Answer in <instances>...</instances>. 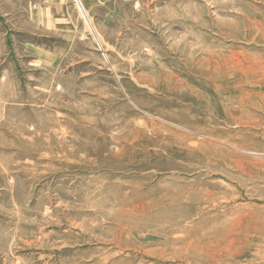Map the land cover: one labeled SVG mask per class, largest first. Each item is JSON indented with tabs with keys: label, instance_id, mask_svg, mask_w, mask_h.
I'll list each match as a JSON object with an SVG mask.
<instances>
[{
	"label": "rangeland",
	"instance_id": "obj_1",
	"mask_svg": "<svg viewBox=\"0 0 264 264\" xmlns=\"http://www.w3.org/2000/svg\"><path fill=\"white\" fill-rule=\"evenodd\" d=\"M79 2L0 0V264H264V0Z\"/></svg>",
	"mask_w": 264,
	"mask_h": 264
},
{
	"label": "bare ground",
	"instance_id": "obj_2",
	"mask_svg": "<svg viewBox=\"0 0 264 264\" xmlns=\"http://www.w3.org/2000/svg\"><path fill=\"white\" fill-rule=\"evenodd\" d=\"M75 3L77 4V7L79 9V12L82 16V18L84 19V22L86 24V26L89 28V30L91 32H93V26H92V23L88 17V14H87V11L86 9L84 8L83 4H79L78 2L75 1ZM96 33V32H95ZM94 34V32L92 33ZM97 34V33H96ZM96 37V36H95ZM96 39V38H95ZM98 39V38H97ZM99 42V41H98ZM238 58V57H237ZM228 60V59H227ZM242 60V59H241ZM237 62V61H236ZM238 63V62H237ZM243 63V62H242ZM239 66V65H238ZM237 68V67H236ZM234 70V69H233ZM221 72V71H220ZM225 72V71H224ZM223 74V73H222ZM225 74V73H224ZM244 74V73H243Z\"/></svg>",
	"mask_w": 264,
	"mask_h": 264
},
{
	"label": "built area",
	"instance_id": "obj_3",
	"mask_svg": "<svg viewBox=\"0 0 264 264\" xmlns=\"http://www.w3.org/2000/svg\"><path fill=\"white\" fill-rule=\"evenodd\" d=\"M75 1L78 2V3L80 4L79 0H75Z\"/></svg>",
	"mask_w": 264,
	"mask_h": 264
}]
</instances>
